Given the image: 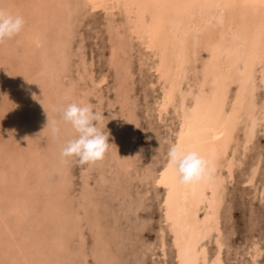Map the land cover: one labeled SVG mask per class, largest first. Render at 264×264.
<instances>
[{"label":"rangeland","instance_id":"1","mask_svg":"<svg viewBox=\"0 0 264 264\" xmlns=\"http://www.w3.org/2000/svg\"><path fill=\"white\" fill-rule=\"evenodd\" d=\"M113 4L110 2L108 11L96 7L95 2L83 5L77 12L72 8L75 11L74 34L63 77L64 84L71 89L67 104H88L104 115L99 126L110 133L109 151L102 161L91 166L78 165L75 157L62 159L61 148L76 133L69 127L70 124L61 121V113L54 110L61 105L58 100L55 99L52 106L45 108L46 116L57 121L61 131L55 137L51 130L41 136L39 132L36 134L40 137L36 146L38 149L33 154L41 157L44 153L48 156L44 168L40 163L29 162L28 156H24L26 176L31 178V184L28 188L18 187V192L26 200L18 218L13 208L15 202L7 199L8 189L17 188V184L12 183L7 173L0 176V257L2 255L4 258H1L0 264H17L11 258L13 254L16 260L14 245L5 246L3 243L11 233L3 232V215H6L14 233L20 230L22 235H18V239L22 238L27 245L37 218L44 219L43 224H47L41 227L38 237L41 236L42 242L38 256L34 257L33 263L28 260L30 264H179L169 216L170 186L167 184L172 169L168 167L167 152L173 143L185 148L190 132H195L196 142H199L211 123L217 103L211 89L213 79L202 76L207 52L203 47L199 48L197 54L200 57L196 54L193 62L189 63L182 89L190 95L185 109H182L178 97L174 101L167 98L171 84L161 77L158 69L159 49L148 47L143 37L132 31L133 24L125 8L113 7ZM219 37L217 46L221 43ZM118 41L122 45L119 48L115 45ZM38 61L41 63L42 58L39 57ZM221 68L222 76L216 85L224 94L223 127L238 106L240 119L236 123L228 157L222 160L216 171V176L224 179L223 187L219 190L220 203L214 208L219 210L221 235L216 230L214 233L212 231L203 245L207 247L208 259H213L218 252L215 241L219 236L223 245L222 264H264V78L260 71L263 64L257 66L254 81L250 80L246 86L248 101L244 106L240 101V83L234 82L229 73L230 61L225 60ZM29 78L24 80L27 82ZM253 84L255 90H252ZM23 85V107L15 113L18 115L16 119L28 120L29 106L33 105V100L36 104V100L26 91L28 84ZM9 91L11 89L0 94L12 97L7 98V103L12 106L11 101L18 96H12ZM203 92L207 93L206 96ZM34 112L31 111L32 114ZM184 112L190 114V118L186 130L181 134ZM1 115L3 111L0 109L1 119L6 122L11 118ZM251 116L258 117V124L254 137L247 142L248 118ZM0 126H3L2 123ZM26 126L22 125L23 131L27 129L26 132L32 136L35 132ZM13 129L15 133L16 129ZM12 137L15 147L27 145L24 138L18 140L14 135ZM25 145L22 147L25 148ZM125 146L130 148L128 153L123 152ZM8 153L3 155L9 157ZM228 162L234 164L231 173ZM37 177L41 178L43 185L32 197L28 189L36 185ZM3 178H8V181H3ZM64 181L67 184L61 190ZM60 190L62 196L57 201V211L54 215L48 214L49 194H58ZM205 203L198 210L200 228L205 226L202 223L206 214L212 213ZM40 254L43 255L40 257Z\"/></svg>","mask_w":264,"mask_h":264},{"label":"bare ground","instance_id":"2","mask_svg":"<svg viewBox=\"0 0 264 264\" xmlns=\"http://www.w3.org/2000/svg\"><path fill=\"white\" fill-rule=\"evenodd\" d=\"M91 2H95L96 7L107 11L110 2L115 4H113V7L121 6L120 8H125L130 22L133 24L132 31L143 37L148 47L159 49L160 63L159 66L157 65L158 69L161 77L168 80L171 84L167 98L169 101H174L178 97L179 106L182 109H185L187 97L190 95L188 91L182 89V81L185 80L189 72V63L194 60L199 48L203 47L207 52V62L204 63L205 65L203 64L204 71L202 76L213 79L211 89L217 106L211 123L200 136L199 142H196L197 135L195 132H190L188 143L185 141L187 145L184 149L200 152L212 162L215 172L207 182L183 185L179 183L176 173L172 170L167 184L170 186L168 197L170 204L169 216L172 221V225H170L175 234L174 241L177 246L179 264H203L207 262H210V264H222L221 250L223 245L221 243L222 239L220 240L219 237L221 235L219 210H214V208L220 203L219 190L223 187L224 179L216 176V171L221 166L222 160L228 155L240 110L237 109L238 106L229 122L223 127L224 94L218 90L217 81L222 76L221 64L225 60L230 61L229 73L234 82L240 83V101L241 105H243L248 101V97L245 95L246 86L248 87V82L255 78L256 68L260 64H263V69L260 71H262V77L264 78V0H0V9H4L13 15H20L25 20L24 28L20 34L0 44V92L11 89L9 91L11 95L18 96L11 101L13 105L10 106L7 103L9 101L7 98L11 99L12 97L0 94V109L3 111L1 117H11L6 122L0 118V125L1 123L3 125L0 126V176H4L7 173L11 181L13 180L12 183L14 184L15 182L17 184V188L8 189L7 199L15 202L13 208L17 211L18 218L21 215L20 211L24 209L26 201L24 195H20V192H18V187L24 188L25 186V188H28L31 184V178L28 175L26 176V166L24 164L27 163L23 161L24 156H28L27 160L29 162L40 163L43 168L45 166L44 161L48 156L43 153L41 157H38V155L33 153L38 149L36 147L38 138L51 130V124L54 121L50 116H46L44 113L45 108L52 106L55 99L60 104L67 105L68 97L71 93V89L64 84L63 77L65 76L69 60L71 37L74 34L72 27L75 20V11L72 8L77 12L80 7L83 5L87 6ZM218 36L221 38L219 46L216 45ZM118 42L115 45L119 48L122 45H120L121 41ZM39 57L42 58L41 63L38 61ZM26 77H30L27 82L24 80ZM208 78L207 80H209ZM22 80L29 86L26 91L30 92L36 100V104L34 100L32 101V104L36 106H29L28 120L16 119L18 115L15 113L18 112L19 108L23 107L24 96L22 94L24 93H22V89L24 83L21 82ZM253 89L254 84L252 85ZM203 93L205 94L206 92ZM198 100L200 101V98ZM31 111L35 112L32 114ZM189 115L187 112L183 114L181 134L187 128ZM248 119H250L248 120V139L245 140L247 142L254 137L258 124V117L251 116ZM48 121L49 124L47 126ZM25 124H27L26 127L29 126L35 132L32 136L26 132L27 129L23 131L24 126L22 127V125ZM11 127L12 130H14L13 128L16 129L15 133L10 129ZM69 127L71 126L69 125ZM38 132L40 136L36 135ZM12 135L18 140L24 138L27 141V145L23 144L15 147V139ZM32 144L35 145L30 148L29 146ZM24 145L25 148H23ZM129 149V146H125L123 152L128 153ZM4 153H8L9 157H5ZM125 155L128 158L127 154ZM233 165L227 166L229 167V173H231ZM7 179L4 180L3 178V181ZM35 184V186L33 184V188L28 189V194L32 197L36 196L43 185L40 177H37ZM66 184L64 181L61 190L64 189ZM59 193H46L51 196L50 199L48 197V214L54 215L56 213L57 201L62 196ZM205 202L207 203L206 207L212 209V213H207L204 217L202 224L206 228L203 229L205 226L200 228L197 219L199 218V207ZM34 213H36V210ZM2 219L5 227L3 232L11 231L9 237L3 243L5 242V246L14 245L16 260L12 254L13 262L17 264H23L24 262L33 263L34 257L38 256L37 251L42 242L41 236L38 237V235L41 232V227L45 224H43L44 219L40 218L38 220L37 218V222L34 223V228L29 233L31 243L29 245L22 238L19 237L18 239V235L22 234L19 232L20 230L15 233L12 231L6 220V215H3ZM59 220L61 219L59 218ZM210 222L212 223L211 225L209 224ZM53 226L55 227L54 223ZM53 226L52 228H54ZM214 230L219 235L215 241L218 244V252L216 256L214 255L215 257H212L213 259L209 260L208 250L203 245V241L212 231L214 233ZM26 252L30 254L26 255ZM42 255L40 254V257ZM28 256H30L29 259ZM18 257L20 259H17ZM1 258H3L2 255L0 260ZM28 260H30V263Z\"/></svg>","mask_w":264,"mask_h":264},{"label":"clouds","instance_id":"3","mask_svg":"<svg viewBox=\"0 0 264 264\" xmlns=\"http://www.w3.org/2000/svg\"><path fill=\"white\" fill-rule=\"evenodd\" d=\"M24 25L22 16L0 9V44L15 38L21 33ZM54 110L61 113V121L70 124L76 133V136L62 147L61 158L75 157L80 166H91L102 161L111 145L110 133L99 126L104 115L96 112L91 105L75 102L61 104ZM48 124L49 121L47 126ZM60 131V124L52 121V135L55 137ZM167 159L168 167L176 173L179 183L183 185L207 182L215 172L212 162L200 152L185 150L175 143L170 145Z\"/></svg>","mask_w":264,"mask_h":264}]
</instances>
